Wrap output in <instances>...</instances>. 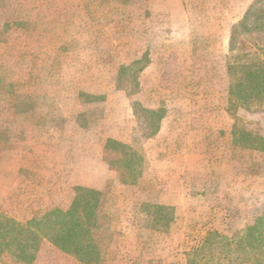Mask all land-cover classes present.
I'll use <instances>...</instances> for the list:
<instances>
[{"label": "rangeland", "instance_id": "374dc122", "mask_svg": "<svg viewBox=\"0 0 264 264\" xmlns=\"http://www.w3.org/2000/svg\"><path fill=\"white\" fill-rule=\"evenodd\" d=\"M165 1L0 0V131L12 133L0 162L12 150L37 177L28 174L32 183L18 201L0 194V213L26 224L59 209L57 202L66 206L68 192L75 195L76 187L68 188L71 172L77 170V181L90 174L101 193L92 230L98 264H228L206 263L195 252L209 233L230 235L264 210V151L241 147L232 135L236 126L264 138V100L234 108L227 72L231 29L257 0ZM180 1L186 15L176 12ZM183 42L199 52L181 67L174 46ZM212 44L225 49L207 51ZM150 58L157 62L152 68L146 67ZM150 90L161 107L182 101L187 108L215 110L204 112L196 132H186L204 145L180 164L183 175L145 161L144 144L158 131L162 110L144 113L133 96ZM80 92L94 98H78ZM68 115L78 126L74 141L67 138L74 131L63 119ZM58 125L60 140L54 137ZM105 139L137 154L138 182L115 168L106 172L116 154L114 145L104 148ZM34 198L41 211L25 207ZM39 239L32 264H82ZM0 264L16 263L4 256Z\"/></svg>", "mask_w": 264, "mask_h": 264}, {"label": "trees", "instance_id": "16d2710c", "mask_svg": "<svg viewBox=\"0 0 264 264\" xmlns=\"http://www.w3.org/2000/svg\"><path fill=\"white\" fill-rule=\"evenodd\" d=\"M228 50L232 54L227 64L230 77L228 94L232 106L246 107L252 99L263 101L264 0L252 3L241 20L232 27ZM232 135L235 144L264 151V138L239 132L236 126ZM109 146L115 148L116 154L110 166L134 184L140 175L139 157L126 145L108 141ZM100 196L99 191L76 187L67 210L48 211L26 224L0 213V261L8 256L13 263L32 264L39 250V238L42 237L82 264H98L99 248L92 230L101 205ZM158 208L160 211L170 210L168 207ZM230 231V235L209 233L201 248L196 250V255L201 256L206 263L216 259L218 262L225 260L228 264H264V210L243 229ZM189 263L193 262L189 260Z\"/></svg>", "mask_w": 264, "mask_h": 264}, {"label": "crops", "instance_id": "0c3cea01", "mask_svg": "<svg viewBox=\"0 0 264 264\" xmlns=\"http://www.w3.org/2000/svg\"><path fill=\"white\" fill-rule=\"evenodd\" d=\"M165 2L169 3V0H166ZM246 6H247V4H246ZM176 12L180 13L182 15L183 14L186 15L182 1H180V5L178 4V6L176 7ZM244 12H245V10L242 12L241 17H243ZM181 30H182L181 33L186 34V35L189 34V33H187V29L182 28ZM213 33L214 34H221V31L217 30V31H214ZM167 47H169V46L165 45L166 49H167ZM174 48H175L174 49L175 51H176V49L180 50V53H178L176 56V58H177L176 60L179 61L177 65L181 66V67L189 65V61L191 58L187 57L188 55H192V54L198 55L197 53L199 52L198 51L199 49H197V48H195V50H194V47L192 44L184 43V42L179 43L178 45H175ZM222 49H225V46H223L221 44L219 46L212 44L211 48L210 49L208 48L207 51L217 52V51H221ZM181 52H185L186 54L185 53L181 54ZM201 52H203V50ZM186 58H187L188 62H184V60ZM195 59H198V58H195ZM156 63H157L156 61H154L152 58H150L146 67L148 66L149 68H152ZM158 77H160V76H158ZM183 77H184L185 81L188 79V78H186V76H183ZM183 77L178 76L177 81L179 79L183 81ZM160 79H162V78L160 77ZM199 79H200V81H203L202 78H199ZM166 80H167V78H165L164 81H166ZM211 81H213V79L208 80V82H211ZM181 88H183V89H180V92L182 95H183V91H184V93H185V91H188V90H185L184 87H181ZM186 93H188V92H186ZM155 95H156V93L150 90L148 93H143L142 91L135 92L134 96H133L134 100L138 103L139 107H141L140 109H142V111L144 113L148 112L150 114H155L156 111L162 110V114H161L160 121H159L158 131L155 133L154 138L148 137L146 144H144V146L148 147V149H147V151H148L147 157L148 158H146L145 161L146 162L149 161V163L153 164L155 167L157 165L165 164L166 172H168L170 175H172L174 173V171L175 172L180 171V175H183L181 173H183V171H185V169H183L182 165H180V164H183V162H189L192 159L189 156L190 152H194L195 154H199L198 148L204 145V141L199 140V138L195 139V134L192 136V138H190L191 136L187 135L186 132H187V130H190V129L191 130L193 129V131L196 132L197 126L200 123H202L201 122V118H202L201 116L204 115V112L208 111L207 114L211 115L214 113L215 110H214V108H208V110H204L203 108H200V107L187 108V106H185V104H183L182 101L180 102V105L177 104L175 107L169 106L167 104H164V106L161 107V106H159V104H160L159 101L157 102V104H155V102H154ZM96 96L101 97V98L103 97L101 95H96ZM173 96L176 99L182 100V98L179 96H176V95H173ZM83 97L87 98L89 100H92V97L94 98L93 94H87L86 92H80L78 94V98H83ZM158 99H160V97ZM178 102H179V100L177 101V103ZM88 104H93V103H88ZM63 119H67L69 126L74 128V131H72V133L68 134V136H67V138L69 140L74 141L75 136L77 134V128H78V126L75 124L76 123L75 119L74 120L71 119V117L69 115L67 118L64 117ZM208 120H209L208 123L210 125H212V128H213V126H214L213 120H210V118H208ZM58 126L59 127L56 128V132L54 134V137L56 139L60 140L62 137V130L60 129V125H58ZM11 134L12 133L10 132L9 129H8V131L5 130L4 133H2L0 131V139H4V141H5L4 144L2 142H0V150H2V147L9 148V144H10V141L12 138ZM64 137H65V135H64ZM108 141H113V140H111V139L102 140L104 148L107 147ZM195 147L197 149H195ZM200 153H201V151H200ZM5 157H6V159H5L4 163L0 162V194H2V197H4L5 199H9V197H10L11 199H13V201H16V200L18 201V200H20L19 198H20L21 194L24 193L27 185H31V183H32L31 180L29 181V179H28V174L30 175L31 179H33V178L37 179V177H36L35 173L32 172L33 170L31 169V167L26 168L24 166L23 157L18 159L16 157V154H14L12 150L6 151ZM106 164H107L106 165L107 169L109 167L110 169L114 170L110 166L108 161ZM167 164H169V167H170L169 170L167 168L168 167ZM176 164H179V165H176ZM186 171H187V169H186ZM106 172H111V171L108 169V170H106ZM76 173H77V170H74L73 172H71L70 177L68 179L69 180V183H68L69 187L68 188H75L77 186H80V187H86V188H90V189L100 191V187L93 186L92 183H90V179L92 177L90 174L83 176V181H80V180L77 181L78 176ZM80 177L82 178V176H80ZM33 186L36 187V189H33L32 191L36 192L38 190L36 183H33ZM181 194L185 195L186 193L184 192ZM73 197H74L73 191L72 192L70 191V193L68 192V197H66V202H64V203H66V206H63L64 204H61L63 202H57L58 203L57 208H59L60 210H63V211L67 210L72 203ZM39 200L40 199H38V198H36L33 201L31 200V203L27 204L25 207H30V208L32 207V208H35L36 211H38V210L41 211V209H43V207L38 206ZM166 205H168V204H166ZM169 206L173 207V205H168V207ZM24 208H22V209H24ZM12 217L14 219L19 220V221H23V219H21L17 216H12ZM30 219L31 218H27L26 220H30Z\"/></svg>", "mask_w": 264, "mask_h": 264}]
</instances>
